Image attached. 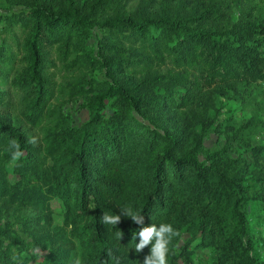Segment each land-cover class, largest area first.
Instances as JSON below:
<instances>
[{"label":"trees","instance_id":"obj_1","mask_svg":"<svg viewBox=\"0 0 264 264\" xmlns=\"http://www.w3.org/2000/svg\"><path fill=\"white\" fill-rule=\"evenodd\" d=\"M8 2L21 8L0 13V202L41 210L58 200L63 224L54 229L73 240L71 251L61 244L59 254L45 235L0 223V264H74L73 257L144 264L155 239L140 252L135 246L139 230L153 223L179 232L167 264H195L205 248L211 264H260L250 205L264 203V145L245 137L256 124L217 123L227 144L204 145L226 88L241 96L264 84V9L257 0ZM54 50L68 65L100 68L105 79L82 87L87 120L75 125L60 114L43 141L31 143L7 114L20 104L32 127L51 118ZM13 142L22 153L16 160ZM236 144L252 149L254 162L233 157ZM121 208L143 216V224ZM105 213L121 215L120 222L103 223ZM32 219L24 215L22 226ZM42 251H49L47 261Z\"/></svg>","mask_w":264,"mask_h":264},{"label":"rangeland","instance_id":"obj_2","mask_svg":"<svg viewBox=\"0 0 264 264\" xmlns=\"http://www.w3.org/2000/svg\"><path fill=\"white\" fill-rule=\"evenodd\" d=\"M9 0H0V13H11L14 10H18L21 7L14 5L10 7ZM259 7L264 9V0H257ZM3 24H0V44L3 41ZM101 35L100 31L96 28L94 30L95 35ZM94 43L93 38L90 41ZM53 57L55 58V65L49 70L52 80L54 83L55 98L52 101L53 114L51 118L44 119L36 127H32L27 124L23 113L22 107L18 104L14 109H10V116L17 125H21L26 132H28L37 142L43 141L46 129L49 126H54L53 118L57 119L60 114L70 115L73 119V124L79 125L83 121L87 120L89 117V111L85 107L84 103L86 97L82 92V87L87 86L90 90V85L87 81L90 78L105 79V75L100 68H89L84 67L81 63H76L68 65L61 62L56 58V53L54 50ZM165 67V66H163ZM228 88V87H227ZM226 88V96L221 97L219 104V115L217 119V109L211 111V115L216 119V125L214 126L215 131L210 133L204 142L207 150H215L217 148H223L227 144L225 136L217 132V123H222L223 125L228 123L231 124H243L253 120L256 124L255 127H251L245 134L249 141H252L253 147L264 145V84L259 83L253 87L252 92L247 89L241 96L233 93L232 90ZM15 100V99H14ZM218 120V121H217ZM237 151H231L233 157H237L239 153L243 155L248 161L254 162V152L249 147L241 148L239 144L234 145ZM203 159L204 156L202 155ZM50 164V159L48 160ZM12 182L16 181L18 177L15 175H10ZM250 225L251 233L250 236L254 240L256 254L260 261V264H264V203L253 200L250 205ZM49 213V214H48ZM51 216L52 223L46 222L44 215ZM62 205L61 203L54 199L51 201L49 207L45 209L18 207L17 204H2L0 202V223L13 225L17 230L25 233L27 236L28 231L39 232L45 235L46 241L49 245L53 247L60 254V245L65 246V251L70 252L71 249L67 246L71 245L72 236L70 234L64 235L61 232L67 230L54 229V226L62 225ZM24 215H30L33 217L30 224L22 226L21 218ZM24 231V232H23ZM27 232V233H26ZM30 237H32L30 235ZM185 237H188L185 235ZM42 260H48L49 251L41 252ZM211 250L205 248L200 250L195 256V264H211L210 261ZM76 259V257L71 258V262ZM50 262V260L48 261ZM70 263V259L66 260Z\"/></svg>","mask_w":264,"mask_h":264},{"label":"clouds","instance_id":"obj_3","mask_svg":"<svg viewBox=\"0 0 264 264\" xmlns=\"http://www.w3.org/2000/svg\"><path fill=\"white\" fill-rule=\"evenodd\" d=\"M35 143V139L30 141ZM13 146L17 149L13 153V160L19 159L22 153L19 151V145L13 142ZM122 215L132 217L133 221L143 224V216L134 214L130 209L121 208ZM121 215H110L105 213L102 217V222L108 225H117L120 222ZM119 237V234H117ZM179 232L176 231L171 224H161L158 228L156 224L144 226L139 230L138 236L140 237L139 243L136 244L135 249L140 252L147 244L155 239L151 254L144 260V264H167L168 244L171 239L178 236ZM120 239L122 237H119ZM74 264H82L79 257L74 260Z\"/></svg>","mask_w":264,"mask_h":264}]
</instances>
